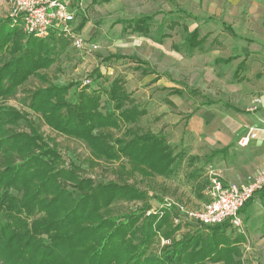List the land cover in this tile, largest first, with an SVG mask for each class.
Masks as SVG:
<instances>
[{"label":"trees","instance_id":"1","mask_svg":"<svg viewBox=\"0 0 264 264\" xmlns=\"http://www.w3.org/2000/svg\"><path fill=\"white\" fill-rule=\"evenodd\" d=\"M86 22L83 17L76 32L80 33ZM153 22L154 16L117 21L123 34L146 39L151 38ZM175 25L171 22L169 27ZM222 25L238 38L229 26ZM169 37L160 25L151 40L160 45ZM203 43L198 29H193L173 50L192 56L202 50ZM68 44L70 40L55 29L38 38L23 32L10 18L8 24L0 23V212L4 214V221L0 220V264H240L238 244L242 239L227 237L228 223L203 226L180 220L175 224L179 215L174 209L160 217L146 216L153 197L129 181L136 176L168 179L184 155H174L163 136L140 130L138 121L143 113L133 105L121 80L114 79L104 90L107 103H113L112 111L105 112L100 110L98 92L84 87L67 99L72 84L48 82L40 72L55 64ZM106 60L132 61L141 75L155 74L149 63L135 56L112 54ZM234 60L218 58L214 64L228 66ZM240 68L233 77L239 75ZM31 77L47 86L23 90L25 96L18 101L26 110L7 105L5 101L15 99ZM97 78H101L98 73ZM158 79L156 75L154 81ZM163 90L169 95L182 94L174 88ZM193 94L200 95L195 90ZM167 103L174 108L171 101ZM214 103L206 99L202 105ZM225 107L239 111L229 104ZM43 126L84 144L88 167L111 166L115 179L95 181L84 175L80 165L66 164L56 140L42 131ZM223 152L211 151L204 156L205 162ZM198 160L190 157L189 165ZM131 203L139 205L118 208V204ZM193 224L205 230L191 233ZM182 229L185 233H180ZM160 240L166 243L159 249Z\"/></svg>","mask_w":264,"mask_h":264},{"label":"rangeland","instance_id":"2","mask_svg":"<svg viewBox=\"0 0 264 264\" xmlns=\"http://www.w3.org/2000/svg\"><path fill=\"white\" fill-rule=\"evenodd\" d=\"M76 1L79 6L75 25L77 27L81 19L86 18L87 22L80 31V36L87 45L83 50H77L68 44L58 55L56 63L40 73L45 74L47 81L53 84H72L67 99L84 87H88V91L98 92L101 94V112L113 109V103H107L104 90L109 89L114 79L121 80L133 105L143 113L138 121L140 130L163 136L174 155H184L176 173L170 178L142 180L136 176L129 183L153 197L151 202L154 205L163 204L168 199L184 204L189 209H197L204 202L211 171L218 174L222 181L236 185L240 181L246 184L256 176L264 164L256 155L259 148L252 146L253 140L246 146L239 145L249 128L233 141L230 138L234 134L229 131L225 135L229 137L227 141L224 139L221 142L216 140L212 128L219 127L218 129L225 131L226 128L233 130L235 125L238 127L237 116L227 110L225 104L236 106L245 114L252 113L257 108L255 99L248 105L242 103L241 90L247 86L242 80L232 78V75L238 63L246 57L245 68L241 72L243 79H249V87L253 89L261 87L260 83L264 84V0H244L249 4H241L238 0V6L235 7L229 6L230 0ZM139 16H154L151 38L155 37L160 25H163L164 33L170 37L159 45L151 38L146 39L138 34H123L122 26L117 21ZM192 17H212V20L195 21ZM8 19V4L6 0H0V23L8 24ZM171 22L176 23L172 28L169 27ZM223 23L229 25L236 34L244 35L247 41L234 39L223 27ZM193 29H198L200 38L204 41L202 50L192 56L175 52L173 45L178 44L186 32ZM89 45L96 48L91 49ZM248 51L250 52L247 53ZM112 54H125L144 60L155 74L141 75V71L135 70L136 64L132 61L106 60ZM229 57H236V60L228 66L214 64L215 59ZM97 73L101 78H97ZM156 75H159V79L154 81ZM86 80L89 84L84 85ZM45 86L46 82L31 77L19 89L16 98L5 103L20 109L22 107L18 100L25 96L23 90ZM172 88L180 90L182 94L169 95L168 90H163ZM194 90L200 95L193 94ZM206 99L215 101L216 104L205 108L202 103ZM167 101H171L174 108ZM253 108L255 109L252 110ZM190 114L192 116L186 120ZM32 118L36 123L39 121L36 116ZM42 131L56 140L66 164L71 161L80 165L84 175L95 181L115 179L111 166L100 164L93 169L88 167L86 159L89 153L81 142L56 135L46 126L42 127ZM214 148L224 149L225 152L212 162H205L204 156L209 155ZM190 157H198L199 160L189 165ZM227 178L232 181L229 182ZM118 205V208L135 209L139 204ZM0 220L4 221L3 212H0ZM193 227L190 229L191 233L205 230L203 226L193 224ZM184 231L182 229L180 233ZM225 234L231 240L242 239L238 244L240 257L237 259L240 264H264V216H257L249 223L242 221L240 228L229 227ZM165 243L160 240L159 249Z\"/></svg>","mask_w":264,"mask_h":264},{"label":"built area","instance_id":"3","mask_svg":"<svg viewBox=\"0 0 264 264\" xmlns=\"http://www.w3.org/2000/svg\"><path fill=\"white\" fill-rule=\"evenodd\" d=\"M9 8V18L13 23H19L23 32L38 38L48 35L50 29L57 30L64 38L70 40L77 50L86 47V41L76 32L75 16L79 3L76 0H6ZM95 49V46H90ZM89 84L86 80L84 85ZM255 104L259 103L256 98ZM253 108L252 110H254ZM259 134L264 135V129L250 128L239 145L246 146ZM264 189V164L259 172L243 186L224 182L215 172H210V179L205 190L206 201L197 209H189L184 204L174 200H164L163 204H152L146 216H162L166 210L174 209L180 220L194 222L203 226H215L228 223L232 228H240L242 221L240 211L252 197Z\"/></svg>","mask_w":264,"mask_h":264},{"label":"crops","instance_id":"4","mask_svg":"<svg viewBox=\"0 0 264 264\" xmlns=\"http://www.w3.org/2000/svg\"><path fill=\"white\" fill-rule=\"evenodd\" d=\"M230 1L231 2L229 3V6H232V7L238 6V5H236L238 0H236V3H235V0H230ZM240 2H241V4H249V3H245L244 0H240ZM263 4H259V5H263ZM263 7H264V5H263ZM259 17H261V14L259 15ZM210 18H212V17H210ZM200 21H202V20H200ZM227 26H229V25H227ZM232 31H233V29H232ZM233 33L238 37V38L233 37L234 39L247 41V39L244 35L240 36V35L236 34L234 31H233ZM248 42H250V41H248ZM249 52L250 51H248L247 53H249ZM235 60H236V57H235ZM245 60H246V57H244L242 59V61L240 63H238L236 68L240 65V67H241L240 73L237 77H233V75H232V78L237 79V81L242 80L243 83L247 86L245 89L241 90V92H242L241 101L244 105H248L250 103V101H252V99H256V98L259 100V103L257 104V108L255 109V111L252 113H249V114H245V112L243 110H241L240 108H238L236 106H233V107L237 108L239 111H233L232 109H227L232 114L237 116L236 120L238 121L239 124H238V127H237V125H235L233 127L234 128L233 130H229L228 128H226V129H224L225 131L218 129L219 127H213L212 131L215 132L216 140L218 142L219 141L221 142L224 139H226V141H227V139L229 137L225 136V135L229 134V131L233 132L232 134H234V137L230 138V140L233 141L234 139H236V137L237 138L240 137L239 135L241 133H243V131H245L248 128L249 129L250 128L264 129V87H263L264 84L260 83L261 87H258L256 89L249 87V84H250L249 79H246V78L243 79V76L241 75V72H243L244 68H245L244 67L245 62H246ZM236 68H235V70H236ZM246 80H247V82H246ZM215 104H216V102L212 105H215ZM209 106H211V105H209ZM203 107L207 108V105H203ZM231 113H229V114H231ZM227 117H229V115H227ZM251 144H252V146H257V148H259L258 153L256 155H258L259 159L262 160V162L264 163V135L259 134L257 136V138L251 142ZM228 145H230V143H228ZM225 146H227V145H225ZM213 150H216V148L212 149V151ZM227 180L229 182L232 181V179H229V178H227ZM224 182H226V181H224ZM243 185H244L243 181H240L239 186H243ZM245 205L246 206H244L240 211L241 221H243V222L247 221L249 223L254 218H256L257 216H259V217L264 216V192L263 193H261V192L256 193L252 197V199L249 200Z\"/></svg>","mask_w":264,"mask_h":264}]
</instances>
